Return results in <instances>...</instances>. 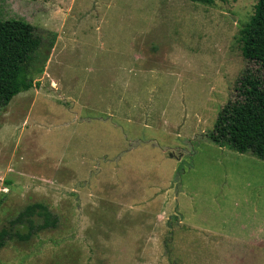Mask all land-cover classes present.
I'll return each instance as SVG.
<instances>
[{
  "label": "rangeland",
  "instance_id": "374dc122",
  "mask_svg": "<svg viewBox=\"0 0 264 264\" xmlns=\"http://www.w3.org/2000/svg\"><path fill=\"white\" fill-rule=\"evenodd\" d=\"M257 1L0 0L41 39L0 108V230L36 203L58 219L0 264H264L232 242L264 220Z\"/></svg>",
  "mask_w": 264,
  "mask_h": 264
},
{
  "label": "trees",
  "instance_id": "16d2710c",
  "mask_svg": "<svg viewBox=\"0 0 264 264\" xmlns=\"http://www.w3.org/2000/svg\"><path fill=\"white\" fill-rule=\"evenodd\" d=\"M207 5L212 0H191ZM264 29V0H258L254 9L251 23L241 31L242 50L248 48L255 30ZM35 28L22 20L0 21V108L6 107L14 97L29 91L33 82L28 71V64L33 54L41 47V39L35 34ZM264 32V30H263ZM232 124H239V119H231ZM216 143V141H214ZM251 141L244 146L233 147L238 153H246L251 148ZM259 160L264 161V148L254 149ZM39 220L40 223L36 222ZM58 219L42 204L25 207L9 222L10 229L0 230V248L7 241L18 240L27 242L36 233L56 228ZM26 226L27 233H13L15 226Z\"/></svg>",
  "mask_w": 264,
  "mask_h": 264
},
{
  "label": "crops",
  "instance_id": "0c3cea01",
  "mask_svg": "<svg viewBox=\"0 0 264 264\" xmlns=\"http://www.w3.org/2000/svg\"><path fill=\"white\" fill-rule=\"evenodd\" d=\"M255 161L256 163H258L256 164L257 167H260V165H264V162L261 160L256 159ZM262 172H263V176L262 178H259L258 182L260 185L264 187V170H262ZM252 206H254V204ZM259 207H261V209L262 208L264 209V196L263 195H261V201H260ZM248 227H251L250 232L248 231ZM244 230L248 231L247 235L243 239H240V238L237 239V237H235L232 242L243 243L244 248H246L256 257H261L262 259L264 257L263 256V253H264V220L263 219L257 220L249 224L246 223L244 225ZM237 249L239 250V248ZM257 264H263L262 260H261V263L259 261L257 262Z\"/></svg>",
  "mask_w": 264,
  "mask_h": 264
}]
</instances>
